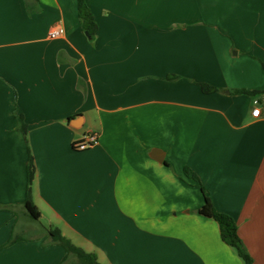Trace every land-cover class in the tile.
Instances as JSON below:
<instances>
[{
    "label": "crops",
    "instance_id": "obj_1",
    "mask_svg": "<svg viewBox=\"0 0 264 264\" xmlns=\"http://www.w3.org/2000/svg\"><path fill=\"white\" fill-rule=\"evenodd\" d=\"M85 3L94 35L79 0H0V264H73L56 228L102 264H244L187 166L264 264V0Z\"/></svg>",
    "mask_w": 264,
    "mask_h": 264
},
{
    "label": "trees",
    "instance_id": "obj_2",
    "mask_svg": "<svg viewBox=\"0 0 264 264\" xmlns=\"http://www.w3.org/2000/svg\"><path fill=\"white\" fill-rule=\"evenodd\" d=\"M79 13L82 18V22H83L85 29L91 35H94L97 25L94 22L93 15L89 11L85 3V0H79ZM167 78L173 79L176 77H167ZM200 85L202 87V90L206 93L220 91V88L212 86L208 83H200ZM234 92L247 93L252 96L262 93L261 91L252 90V89H236L234 90ZM74 147L78 149L76 144L74 145ZM35 173H36V167H35L34 159H33V156L30 155L29 163H28V189H27V199L25 201V207L27 209L28 214L33 219L38 220L41 216V213L32 200V184L35 178ZM185 173L187 176L193 178L196 181V184L202 189L205 195V203L200 208L199 212L205 216L215 219L218 222V224L220 225L222 239L226 243L234 247L238 255L242 258L244 264H253V258L248 252V250L246 249L245 245L243 244L238 234V225H237L236 220L229 214L218 211L216 209L211 198L207 194L206 188L203 186L197 174L194 171H192V169H190L187 166L185 168ZM49 232L52 236L53 241L62 245L66 249V252H67V255L65 257L66 259L70 255L76 258L73 264H102L94 253L87 252L83 248L75 245L68 237L63 235V233L59 229L57 228L49 229ZM18 239L19 237L12 236L8 240V242L5 243L4 245H1L0 248L9 246L13 244L15 241H17Z\"/></svg>",
    "mask_w": 264,
    "mask_h": 264
},
{
    "label": "built area",
    "instance_id": "obj_3",
    "mask_svg": "<svg viewBox=\"0 0 264 264\" xmlns=\"http://www.w3.org/2000/svg\"><path fill=\"white\" fill-rule=\"evenodd\" d=\"M64 33H65V29L62 25H55L49 31V37L58 38L64 35ZM253 103H254V107L252 109V115L259 116L261 114L260 99L258 97L254 98ZM97 142H98V134L95 132H89L83 137L82 141L76 143V145L78 149L82 150L93 146Z\"/></svg>",
    "mask_w": 264,
    "mask_h": 264
},
{
    "label": "rangeland",
    "instance_id": "obj_4",
    "mask_svg": "<svg viewBox=\"0 0 264 264\" xmlns=\"http://www.w3.org/2000/svg\"><path fill=\"white\" fill-rule=\"evenodd\" d=\"M32 223H34L35 225H37V227L39 228V230L40 229H43V227H46L47 226V222L45 220H43V219L38 220V221L32 219ZM32 234H33V232L25 233L26 236H29V235H32Z\"/></svg>",
    "mask_w": 264,
    "mask_h": 264
}]
</instances>
